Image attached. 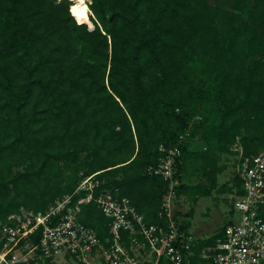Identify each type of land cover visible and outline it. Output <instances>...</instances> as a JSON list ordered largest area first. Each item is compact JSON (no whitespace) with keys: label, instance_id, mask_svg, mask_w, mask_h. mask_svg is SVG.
Wrapping results in <instances>:
<instances>
[{"label":"trees","instance_id":"1","mask_svg":"<svg viewBox=\"0 0 264 264\" xmlns=\"http://www.w3.org/2000/svg\"><path fill=\"white\" fill-rule=\"evenodd\" d=\"M72 4L0 0L1 220L95 174L156 223L168 181L146 169L159 145L177 148L174 191L194 203L215 188L221 155L264 151V0H89L93 29ZM191 170L207 181L188 183ZM233 184L240 194L236 171ZM80 220L105 238L94 202Z\"/></svg>","mask_w":264,"mask_h":264},{"label":"built area","instance_id":"2","mask_svg":"<svg viewBox=\"0 0 264 264\" xmlns=\"http://www.w3.org/2000/svg\"><path fill=\"white\" fill-rule=\"evenodd\" d=\"M159 162L147 167L150 175L168 181L156 223H147L127 196L117 189H99L95 174L81 175L72 194L55 200L44 211L21 208L0 219V264H264V151L239 159L236 173L240 194H234L228 221L211 245L194 252L199 239L175 215L177 196L173 178L177 148L159 145ZM233 150L241 153L240 146ZM238 154V158H239ZM84 192L71 203L74 193ZM94 202L109 219L101 239L81 220L82 206Z\"/></svg>","mask_w":264,"mask_h":264},{"label":"rangeland","instance_id":"3","mask_svg":"<svg viewBox=\"0 0 264 264\" xmlns=\"http://www.w3.org/2000/svg\"><path fill=\"white\" fill-rule=\"evenodd\" d=\"M233 160V157L221 155L219 164L225 163L226 168L216 176V186L208 196L198 197L194 203L185 195H180L173 202V208L175 212H178V217L181 219H183L185 212H188L190 209L193 210L191 216L186 215L185 217L190 221V230L199 239H208L220 231L222 226L229 220L234 222L238 220L239 214L231 211L235 193L232 191L234 188L233 176L237 167V163ZM190 173L192 174L189 180H187L188 183L197 184L207 181L206 178L200 177V174L197 172L191 170ZM221 186L224 187V190H220ZM162 263L170 264L164 258H162Z\"/></svg>","mask_w":264,"mask_h":264},{"label":"bare ground","instance_id":"4","mask_svg":"<svg viewBox=\"0 0 264 264\" xmlns=\"http://www.w3.org/2000/svg\"><path fill=\"white\" fill-rule=\"evenodd\" d=\"M73 4L70 6L71 13L77 19L79 23L86 22L89 26H92L89 20V10L87 2L89 0H72Z\"/></svg>","mask_w":264,"mask_h":264},{"label":"water","instance_id":"5","mask_svg":"<svg viewBox=\"0 0 264 264\" xmlns=\"http://www.w3.org/2000/svg\"><path fill=\"white\" fill-rule=\"evenodd\" d=\"M89 15H90V13H89ZM85 23H86V22H85ZM87 24H88V23H87ZM88 26H89V25H88ZM89 28H90V29H93V25H92V26H89Z\"/></svg>","mask_w":264,"mask_h":264},{"label":"clouds","instance_id":"6","mask_svg":"<svg viewBox=\"0 0 264 264\" xmlns=\"http://www.w3.org/2000/svg\"><path fill=\"white\" fill-rule=\"evenodd\" d=\"M73 15V14H72ZM74 16V15H73ZM76 19V18H75Z\"/></svg>","mask_w":264,"mask_h":264}]
</instances>
